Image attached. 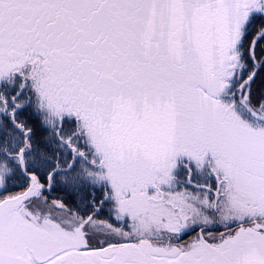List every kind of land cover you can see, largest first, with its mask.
Masks as SVG:
<instances>
[{
	"label": "snow or ice",
	"instance_id": "1",
	"mask_svg": "<svg viewBox=\"0 0 264 264\" xmlns=\"http://www.w3.org/2000/svg\"><path fill=\"white\" fill-rule=\"evenodd\" d=\"M0 264H264V0H0Z\"/></svg>",
	"mask_w": 264,
	"mask_h": 264
}]
</instances>
